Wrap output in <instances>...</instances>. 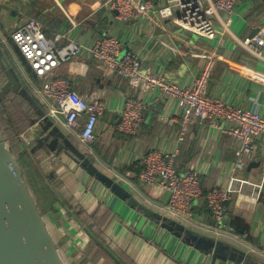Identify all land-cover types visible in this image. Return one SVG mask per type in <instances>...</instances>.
<instances>
[{
    "label": "crops",
    "instance_id": "obj_1",
    "mask_svg": "<svg viewBox=\"0 0 264 264\" xmlns=\"http://www.w3.org/2000/svg\"><path fill=\"white\" fill-rule=\"evenodd\" d=\"M102 1L0 0V37L12 44V30L29 17L42 22L50 37L66 35L60 44L70 39L89 44L111 34L123 43L124 50L141 53L146 59V70L179 83L188 82L199 73L205 56H213L216 64L208 94L264 115V46L262 57H257L240 43L246 36L256 34L264 23V0H237L230 31L214 40L186 32L168 20H157L152 12L138 18L120 19L116 12L102 8ZM162 1L155 0L156 6ZM70 18L78 25L73 27ZM218 27L222 29L220 25ZM12 49L27 77L39 82L19 51L15 47ZM8 57L15 66L12 57ZM56 72L67 77L72 88L86 100L97 98L108 106L99 121L96 140L91 145L95 156L87 155L77 163L67 156L61 164L49 162L50 166L45 168H52L55 173V176H49L51 184L37 186V190L40 189L38 196L37 190L33 191L68 264H118L109 252L122 264H264V255L250 254L246 248L229 242L232 247L246 253L240 263L229 257L226 261H214L212 254L205 255L184 243L182 238L163 229L158 221L144 216L139 210L141 205L156 210L145 204L129 186L101 170L97 163L99 159L114 166L133 181L143 197L161 203L166 199L162 189L142 183L132 171L122 173L120 169L136 162L143 168L142 157L152 148L163 151L178 148L176 168L184 171L194 167L200 171L204 189L218 183L229 184L231 167L238 157V143L233 136L220 134L205 123L196 122L178 144L180 116L175 101L133 88L124 77L89 56H75L62 63ZM21 77L27 93L11 91L5 95L9 94L10 99L20 97L29 101L26 111L36 117L37 111L44 108L22 74ZM4 83L5 80L0 89ZM129 96L142 97L149 104L135 135L116 128ZM162 115H167V120H162ZM62 131L74 146L83 148L76 136ZM256 145V154L251 158L246 156V166L234 174L259 184V187L244 185V194L233 192L225 224L230 231L264 253V136L257 140ZM37 154L42 161L46 159L42 151H37ZM86 159L124 187L125 192L116 194L105 182L90 174L84 162ZM134 177L137 181L132 179ZM252 194H258V199L255 200ZM194 211L205 222L213 223L204 199L195 202Z\"/></svg>",
    "mask_w": 264,
    "mask_h": 264
},
{
    "label": "built area",
    "instance_id": "obj_2",
    "mask_svg": "<svg viewBox=\"0 0 264 264\" xmlns=\"http://www.w3.org/2000/svg\"><path fill=\"white\" fill-rule=\"evenodd\" d=\"M236 3L237 0H163L161 5L156 6L155 0H103L101 7L116 12L123 20L152 12L157 20H168L186 32L214 40L218 35L230 31ZM70 21L73 27L78 25L72 18ZM218 25L222 27L221 30ZM64 36L66 35L59 34L48 38L42 22L29 17L12 30V44L0 37L5 52L14 60L16 69L24 80H27L46 114L68 134L79 139L85 154L95 156L91 145L96 140L99 121L108 106L97 98L86 100L72 88L67 77L56 72L62 63L82 55L99 61L108 70L124 77L133 88L146 93H156L158 98L175 101L180 116V133L176 138L178 144L184 140L196 122L205 123L220 134L233 136L238 143V157L231 167L229 184L218 183L206 192L202 188L200 171L194 167L184 171L176 168L178 148L173 151H163L160 148L149 150L142 157L143 168L138 179L166 193V199L161 203L143 197L133 181L117 171L114 166L99 159L97 163L101 170L109 172L115 179L129 186L135 194H139L145 204L163 216L211 238L246 248L250 254L264 255L239 234L230 231L225 224L228 203L233 192L244 194V185L259 187V184L241 179L234 173L244 169L246 156L251 158L256 154V142L264 136V115L251 108L228 104L219 97L208 94L216 64L215 58L205 56L199 73L188 82L179 83L146 70V59L141 53L124 50L123 43L114 35L107 34L89 44H82L74 39L60 44ZM240 43L247 51L262 57L264 23L259 26L256 34L246 36ZM12 47L19 51L39 82L35 83L27 77L21 61L12 54ZM148 106L144 98L129 96L116 125L117 130L129 135L137 134ZM161 119L167 120V115H162ZM262 180L264 181V154ZM252 195L255 200L258 199V194ZM200 199H204L211 214V224L202 220L194 211L195 202Z\"/></svg>",
    "mask_w": 264,
    "mask_h": 264
},
{
    "label": "water",
    "instance_id": "obj_3",
    "mask_svg": "<svg viewBox=\"0 0 264 264\" xmlns=\"http://www.w3.org/2000/svg\"><path fill=\"white\" fill-rule=\"evenodd\" d=\"M0 68L5 77V83L1 86V91L4 94L11 91L27 93L23 88L22 77L1 43ZM36 114L37 118L32 122V134H34L36 142L34 148L36 154L39 150L45 154L44 161L38 159L45 172H47L45 166L49 167L50 163L61 164L64 161V156L76 163L86 158L87 155L79 147L74 146L61 127L44 110L39 109ZM59 152L63 154L60 155ZM84 162L89 173L105 182L116 194L125 192L124 187L104 174L94 164H90L87 159ZM50 176H55L54 171L50 172ZM139 208L144 216L158 221L163 229L177 238H182L184 243L193 246L205 255L212 254L214 261H226L229 257L230 260L240 263L247 256L246 253L232 247L229 243L196 232L147 206L141 205ZM109 255L118 264H122L114 254L109 252ZM0 264H68L58 247L51 226L42 213L36 196L24 176L22 166L8 145L1 125Z\"/></svg>",
    "mask_w": 264,
    "mask_h": 264
},
{
    "label": "rangeland",
    "instance_id": "obj_4",
    "mask_svg": "<svg viewBox=\"0 0 264 264\" xmlns=\"http://www.w3.org/2000/svg\"><path fill=\"white\" fill-rule=\"evenodd\" d=\"M4 80L5 77L0 68V84ZM28 104L29 101L20 97L10 99L9 94L5 95L0 89V125L10 149L22 166L24 176L34 191V184H51L52 178L49 176L53 170L48 168L45 172L38 162L40 155L35 152V137L32 134V122L37 116L28 115L26 111V108H29Z\"/></svg>",
    "mask_w": 264,
    "mask_h": 264
},
{
    "label": "trees",
    "instance_id": "obj_5",
    "mask_svg": "<svg viewBox=\"0 0 264 264\" xmlns=\"http://www.w3.org/2000/svg\"><path fill=\"white\" fill-rule=\"evenodd\" d=\"M44 32H45V34H46V31H45V27H44ZM46 36L48 37V38H53V36H48L47 34H46ZM18 54H20V53H18ZM58 75H60L59 73H58ZM62 76V75H61ZM138 163L139 162H136V163H133V164H131V165H128V166H124V168H122V169H120V171L122 172V173H124L125 171H132V172H134L135 173V177L138 179V175H139V173H140V171L142 170V166H138ZM126 174V173H125ZM132 178L133 180H136V178ZM137 181V180H136ZM40 184L39 183H37L36 185L34 184V189L35 190H37V186H39ZM203 188V187H202ZM211 189V188H210ZM203 190H206V191H208L207 189H204L203 188ZM39 191H40V189L39 190H37L35 193H36V195L38 196L40 193H39ZM206 191H204V192H206Z\"/></svg>",
    "mask_w": 264,
    "mask_h": 264
},
{
    "label": "flooded vegetation",
    "instance_id": "obj_6",
    "mask_svg": "<svg viewBox=\"0 0 264 264\" xmlns=\"http://www.w3.org/2000/svg\"><path fill=\"white\" fill-rule=\"evenodd\" d=\"M86 155H89V154L86 153Z\"/></svg>",
    "mask_w": 264,
    "mask_h": 264
}]
</instances>
